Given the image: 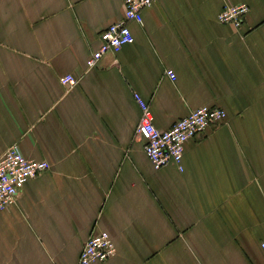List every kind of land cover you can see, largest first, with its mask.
<instances>
[{"label":"crops","instance_id":"1","mask_svg":"<svg viewBox=\"0 0 264 264\" xmlns=\"http://www.w3.org/2000/svg\"><path fill=\"white\" fill-rule=\"evenodd\" d=\"M122 1L0 0V159L49 164L0 212V264H77L99 232L115 254L94 264H264V0H161L88 69ZM227 4L249 8L239 30ZM135 93L162 131L202 106L226 120L154 170Z\"/></svg>","mask_w":264,"mask_h":264},{"label":"built area","instance_id":"2","mask_svg":"<svg viewBox=\"0 0 264 264\" xmlns=\"http://www.w3.org/2000/svg\"><path fill=\"white\" fill-rule=\"evenodd\" d=\"M161 0H123V18L109 25L99 35L98 49L86 62L88 69L96 66L104 54H118L124 46L134 43L129 23L142 25V12ZM249 12L246 4L224 5L217 21L239 30ZM166 77L176 81L172 70L165 71ZM61 85L71 88L77 84L72 75L59 79ZM141 116L136 127V135L144 140L143 151L154 170H160L169 164H175L182 170V159L186 143L196 135L203 134L208 128L216 127L226 120V113L220 108L202 106L191 111L186 117L176 121L169 130L157 129L152 121L150 109L138 94H133ZM49 169L45 161L26 159L19 146L13 144L7 148L0 159V212L15 202L16 196L29 181ZM264 252V243L261 244ZM115 254V246L106 232L91 235L84 243L77 264L105 262Z\"/></svg>","mask_w":264,"mask_h":264}]
</instances>
